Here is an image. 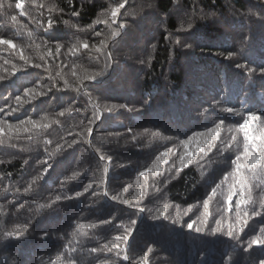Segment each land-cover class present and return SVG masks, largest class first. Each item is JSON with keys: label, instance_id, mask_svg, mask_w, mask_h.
I'll return each instance as SVG.
<instances>
[{"label": "trees", "instance_id": "16d2710c", "mask_svg": "<svg viewBox=\"0 0 264 264\" xmlns=\"http://www.w3.org/2000/svg\"><path fill=\"white\" fill-rule=\"evenodd\" d=\"M0 6V264L264 261V0Z\"/></svg>", "mask_w": 264, "mask_h": 264}, {"label": "snow or ice", "instance_id": "6c2138e0", "mask_svg": "<svg viewBox=\"0 0 264 264\" xmlns=\"http://www.w3.org/2000/svg\"><path fill=\"white\" fill-rule=\"evenodd\" d=\"M0 7H2V6H0ZM16 7H17V8H20V7H21V4L18 2V3L16 4ZM118 7H123V5H120V6H118ZM118 7H113V8L111 9V14H112L113 17L116 16L117 11H118ZM211 15H215V14L212 13ZM12 19L15 20L16 17H12ZM51 26H52V25H51V21H50V23H49V27H51ZM121 27H123V25H121ZM188 27L191 28V27H192V24L189 23ZM112 34H113V35H116V30H113V33H112ZM0 42L5 43V44H7V43H11L10 41H7V40L0 41ZM101 43H103V42H101ZM177 43H178V42H177ZM85 47H87V44H85ZM186 47H190V45H186ZM153 48H155V45H153ZM229 55H231V53H230ZM21 59L24 60V61H25V65H27V62H28V61H27V58L24 57V56H21ZM40 66H41V65H39V64L34 65V67H37V68H39ZM13 69H14V71L16 70V69H15V66H13ZM101 74H102V73L97 72V73H94V74H92V75L86 76L85 79H87V80H93L95 77L100 76ZM0 80H3V77H0ZM25 94H26V95H28V94H32V95H33V98H34V90H32V89H25ZM16 101H17L18 105H21L22 103L27 102V101H22V98H21L20 96H17V97H16ZM121 107H123V106H121ZM15 110H16V109H14V111H15ZM254 118H255V117L252 116V114L250 113V114H249V118H248V119H245V120H244V123L241 125V128H242L243 131H244V136H245V141H246V143H245V148H244V153H245L246 157L249 156V155H250V157H251V158L249 159V163H248V167H249V168H255V167H256V162H257L258 160H261V157H260L259 155L255 154V150H256V149H259L260 151H264V139H261V138H258V137H255V136L251 135V133H250V131H249V122H250L251 119H254ZM5 123H7V121L0 120V125H3V124H5ZM26 123H27V124H32L33 126H37V127L39 126V125L37 124L36 121H32V120H29V121H20V125H24V124H26ZM46 126H47V125H45V127H46ZM14 127L17 128V129H19V125H11V124L8 125V128H9L10 130H11L12 128H14ZM0 131H2V128H0ZM24 131H28V129L25 128ZM189 139H191V138H189ZM258 139H259V141H260L259 143H257V140H258ZM182 143H184V144L187 146L188 141H183ZM250 149L253 150V151L250 152ZM209 150H211V145H210V147H209ZM161 155H163V154H161ZM188 155H191V153H189ZM101 159H103V157H101ZM157 159H159V157H158ZM183 159H184V157H181V162H183ZM243 167H244V165L237 164V169H240V168H243ZM261 167H264V162L261 163ZM45 171H47V169H46ZM106 171H107V169H106ZM140 175L143 176L144 173L141 172ZM240 187H241V190H243V188H244V183H243L242 180L240 181ZM213 191H215V190H213ZM77 195H79V193H77ZM241 195H242V193H241ZM113 199H121V197H113ZM229 199H231V196H229ZM123 202H124V203H128V201H123ZM246 203H247V201H245L243 198H241V199H238V200L236 201V206H237V208L239 209V207H240L241 205L246 204ZM204 206H205V209H207V206H208V201H207V200L204 201ZM140 211H143V209H140ZM161 214H162V213H161ZM259 214H260V213H258V212H257V213H254V215H259ZM245 216H247V213H245ZM206 219H207V217L205 216V221H206ZM246 222H247V221H244V223H246ZM218 223H219V222H218ZM194 224H195V222L189 223V224L187 225V227H188L189 229H193ZM241 227H243V224H241ZM218 230H219V229H214L213 231H218ZM195 231H197V232H202V231H203V228H202V227H196V228H195ZM232 234H233V232H232V226L230 225V226H229V230H228V232H227V235L231 236ZM16 235L19 236L20 234L17 233ZM118 239H122V240H124L125 242H127L128 239H129V236L119 237ZM261 244L264 245V241H261ZM105 247H107V246H105ZM117 254H119V253H117ZM127 259H128V257L125 256V260H127ZM261 264H264V261H261Z\"/></svg>", "mask_w": 264, "mask_h": 264}, {"label": "rangeland", "instance_id": "374dc122", "mask_svg": "<svg viewBox=\"0 0 264 264\" xmlns=\"http://www.w3.org/2000/svg\"><path fill=\"white\" fill-rule=\"evenodd\" d=\"M137 264H140V263H137Z\"/></svg>", "mask_w": 264, "mask_h": 264}]
</instances>
